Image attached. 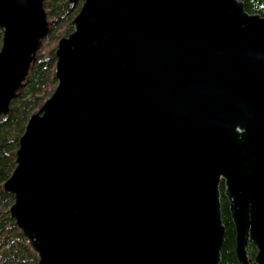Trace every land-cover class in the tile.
Returning <instances> with one entry per match:
<instances>
[{"label":"water","instance_id":"obj_1","mask_svg":"<svg viewBox=\"0 0 264 264\" xmlns=\"http://www.w3.org/2000/svg\"><path fill=\"white\" fill-rule=\"evenodd\" d=\"M78 0H68L70 3ZM3 187L36 264H264V16L241 0H81ZM0 0V114L47 30Z\"/></svg>","mask_w":264,"mask_h":264},{"label":"trees","instance_id":"obj_2","mask_svg":"<svg viewBox=\"0 0 264 264\" xmlns=\"http://www.w3.org/2000/svg\"><path fill=\"white\" fill-rule=\"evenodd\" d=\"M248 13L264 16V0H241ZM81 0H43L47 16V30L39 40L38 48L28 72L10 101L6 114H0V264H36L38 254L31 242L25 238L10 206L14 195L3 187L16 165V149L28 117L38 111L41 104L53 92L55 77V48L58 40L73 30L72 19L79 11ZM2 29L0 28V45ZM220 210L225 227L224 242L220 250L219 264H239L234 253V225L228 203L220 185ZM248 256L254 262L255 246L249 242Z\"/></svg>","mask_w":264,"mask_h":264}]
</instances>
